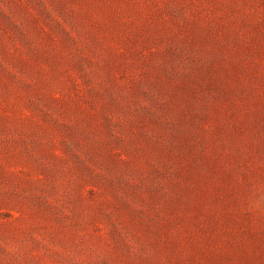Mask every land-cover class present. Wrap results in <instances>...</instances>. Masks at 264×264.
Instances as JSON below:
<instances>
[{
	"label": "rangeland",
	"instance_id": "obj_1",
	"mask_svg": "<svg viewBox=\"0 0 264 264\" xmlns=\"http://www.w3.org/2000/svg\"><path fill=\"white\" fill-rule=\"evenodd\" d=\"M0 264H264V0H0Z\"/></svg>",
	"mask_w": 264,
	"mask_h": 264
}]
</instances>
